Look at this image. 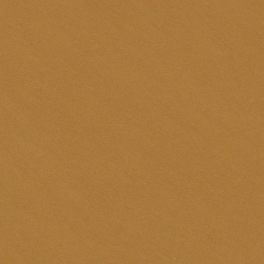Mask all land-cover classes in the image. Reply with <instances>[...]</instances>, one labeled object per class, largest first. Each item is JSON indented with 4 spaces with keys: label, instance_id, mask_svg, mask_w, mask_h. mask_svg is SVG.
<instances>
[{
    "label": "water",
    "instance_id": "1",
    "mask_svg": "<svg viewBox=\"0 0 264 264\" xmlns=\"http://www.w3.org/2000/svg\"><path fill=\"white\" fill-rule=\"evenodd\" d=\"M0 264H264V0H0Z\"/></svg>",
    "mask_w": 264,
    "mask_h": 264
}]
</instances>
